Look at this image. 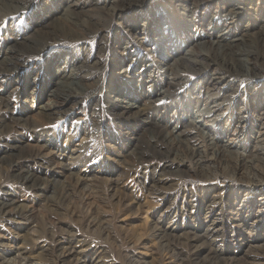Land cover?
<instances>
[{
    "label": "bare ground",
    "instance_id": "obj_1",
    "mask_svg": "<svg viewBox=\"0 0 264 264\" xmlns=\"http://www.w3.org/2000/svg\"><path fill=\"white\" fill-rule=\"evenodd\" d=\"M257 1L264 5V0H92L88 5H84L81 0H50L44 3L45 7L43 6L37 14V27L34 33H31L35 35L36 32L38 39L17 34L19 37L14 39V44H0V77L18 74L22 70L24 62L21 55L28 52L37 56L49 54L47 61L43 63L48 77L40 84L37 96L34 93L38 89L35 79L27 85L30 88L27 94L33 100H46L39 106L38 113L41 118L44 116L53 120L55 115L75 109L71 106L81 104V98L96 99L100 96L95 93L99 86L104 85L99 75L105 72V67H98L100 61L94 62L93 65L80 62L70 51L54 49L52 46H46L45 42L51 40V37H56L59 41L85 39L86 43L89 40L86 38L96 39L102 35L101 41L109 47L106 56L112 58L113 63L118 57L125 59V62L109 64L110 78L105 95L108 105L119 109L116 118L127 129L123 135H127L128 148L134 147L130 144L132 140H136L134 145L137 147L139 143L136 142L139 141V136L141 137V133L136 131L138 126L135 124V127H132L133 123H148L146 119L151 114L150 110H153L151 107L160 100L170 99L171 102H168L165 109L174 110L167 116L164 125L157 121L158 119H154L151 125L153 129L161 127L158 132H161L162 136L157 135L158 138H155V134L147 143L156 154L158 152L169 156L170 152L173 153V159L169 161V165L163 166V170L174 164H178L177 168L185 164L184 160L179 158L183 155L179 144L200 132L209 152H205L202 144L193 145L190 150L197 166L203 172L210 170L217 179L231 182L227 195L231 204L229 211L218 214L217 204L220 202L217 203V198L213 199L208 205L210 208L206 209L210 214L201 219V230L193 229L187 232L191 235L190 239L195 247L193 257H199L206 249L212 255L210 264H219L222 261L224 263V251L219 250L216 244L221 231L227 228L248 230L245 234L250 235V238L244 237V231L239 233L243 237L239 249H264V7L261 6L262 13L257 24H250V28L237 31L241 26L239 22L244 19V6ZM50 4L57 7L54 13L56 15L50 13L43 16V12L49 13L51 10ZM25 5H29L27 0H0V7L5 11H20ZM94 9H99L96 18L91 14ZM226 9L229 11L227 16L223 15ZM213 10L214 19L206 26L208 14ZM41 19H47L44 25L42 21L39 22ZM183 22L188 24L182 26ZM221 24L223 29H220ZM191 29L194 32L186 37V32ZM106 34H110L109 38L105 37ZM157 48L160 53L158 59L152 57ZM38 64L35 62L34 66H31L32 69L40 68ZM139 66L142 68L136 71ZM100 70L102 72L98 74ZM185 71L199 75L200 78L206 77L205 72L211 71V81L207 84L200 82L193 87L190 80L183 78V81H180V73ZM29 75L25 74L23 78L33 76ZM94 76L97 78L90 81ZM177 82L182 83V88H185L180 96L171 88ZM237 82L244 84L231 89V85L235 86ZM109 92L115 94L110 95ZM44 120L43 118L39 121ZM242 131L246 133L245 138L240 137ZM252 133L257 135L253 136ZM223 136H227V139L220 144ZM45 141L44 146L41 145L42 148H50V140ZM107 141L116 142L113 137H108ZM16 147L17 145H14L9 148ZM58 151L60 160L65 157V152H71L67 162H57L55 166L60 168L64 175L72 174L75 160L79 157L73 155L76 150H68L67 146L62 152L60 149ZM11 154L13 153H10V150L1 153L0 165L8 163ZM86 168L77 170L75 174L80 180L90 181L92 179L87 176ZM228 170L231 173H228ZM47 180L46 177L42 178L36 174L23 173L17 178L22 186L30 189H38L48 184L50 181ZM219 189L218 187L217 190ZM8 196L9 198L0 201V213L3 215H10V212L22 207L18 203L20 200H16L12 193ZM223 218L226 222L218 223ZM168 229L166 230L174 231L175 227L169 223ZM98 253L85 264H107L102 253ZM10 254L0 255V261L12 262V257L7 258ZM29 254L30 256L23 259V264H39L31 263L29 258L32 253ZM77 254L80 253L70 251L64 253V257L71 258ZM180 258V262L187 259ZM77 262L81 261L77 258ZM82 262L87 261L84 259Z\"/></svg>",
    "mask_w": 264,
    "mask_h": 264
},
{
    "label": "rangeland",
    "instance_id": "obj_2",
    "mask_svg": "<svg viewBox=\"0 0 264 264\" xmlns=\"http://www.w3.org/2000/svg\"><path fill=\"white\" fill-rule=\"evenodd\" d=\"M28 1L30 0H27L29 5H25L20 11H5L0 7V44L4 46L8 43L14 44V39L23 34L30 36L31 39H38L36 32L35 35L31 33H34L37 27L35 23L39 17L37 14L45 7L44 3L50 0ZM90 1L92 0H81L84 5H88ZM261 6L264 7L262 2L258 1L244 6L242 13L245 15L239 22L241 26L238 32L250 28V24L258 23L262 13ZM50 9L49 13L45 11L42 15L50 13L56 15L54 13L57 7L51 6ZM214 10L208 14L206 26L214 19ZM228 12L226 9L223 15L227 16ZM98 13L99 9L91 12L94 18ZM41 21L42 19L39 22ZM46 21L47 19L42 21L43 25ZM187 24L181 23L182 26ZM220 29H223L222 24ZM193 32V29L188 30L186 37ZM109 36L110 34H106L105 37ZM101 37L102 35L96 39L86 38L89 39L88 43L84 42L85 39L59 41L56 37H51L49 38L51 40L45 42L46 46H52L54 49L70 51L80 62L93 65L94 62L100 61L98 67H105V72L99 75L104 85L99 86L95 93L96 96H100L96 99L84 98V101L81 98V104L71 106L75 109L55 115L53 120L44 116L41 118L38 113L39 106L46 100L34 101L27 94L30 91L29 84L35 79L38 89L34 93L37 96L40 84L48 77L43 63L47 61L49 54L37 56L28 52L21 55L24 62L22 70L18 74L0 77V154L5 150L13 153L8 163L0 165V201L9 198L8 194L12 193L22 205L21 209L15 211L17 213L14 211L10 212V215L0 213L2 244L0 255L12 252L7 258L14 259L12 262L0 263L23 264L25 258L30 256L29 253H32L29 258L31 263L85 264L94 259L100 251L107 264H210L212 255L206 249L199 257H193L195 247L192 245L191 235L187 232L202 228L199 227L201 219L210 214L206 209L210 208L208 205L213 199L217 198V203L220 202L217 204L218 214L229 211L231 204L227 195L231 182L215 178L210 170L204 169L203 174L204 172L197 166L191 152L193 145L202 144L205 152H209L204 136L200 132L179 144L183 153L179 158L183 159L185 164L179 168L178 164H174L163 170V166L169 165V161L173 159V153L170 152L168 157L158 152L156 154L147 143L155 134V138L162 136V133L158 132L162 128L153 129L151 125L154 119H158L157 121L164 125L167 116L174 110L165 109L168 102H171L170 99L160 100L151 107L153 110H150L151 114L146 119L148 123H133L132 127H135V124L138 126L136 131L141 133V137L137 135L140 141L136 142L139 143L137 147L134 145L136 140L130 142L135 149L128 148L127 135H123L127 129L116 118L119 109L108 105L105 95L110 78L109 64L111 65L113 61L106 56L109 47L101 41ZM154 46L155 44L152 45ZM158 50L159 48L152 57L158 59L160 54ZM118 61L125 62V59L118 57L113 64ZM35 62L39 63L40 68L32 69L31 66ZM140 68L142 66L136 71ZM100 72L102 71L100 70L98 74ZM25 74L33 76L23 78ZM205 74L206 77L200 78L199 75L185 71L180 73L182 75L180 81H183V78L190 80L193 87L200 82L207 84L211 81L212 74L211 71ZM96 76L89 80H95ZM242 84L244 83L237 82L236 87L231 85V89ZM171 88L178 96L185 90L182 83L178 82ZM35 118L45 120L41 122ZM255 135L257 134L254 133L253 136ZM243 136L245 138L246 133L242 131L240 137ZM108 137H113L116 142H108ZM226 137L223 136L219 143L223 144ZM48 139L52 145L48 149L42 148ZM14 145H17L16 149L9 148ZM67 146L68 150H76L73 155L79 156L72 169L74 172L70 175L62 174V170L55 166L57 162L65 163L69 160L71 153L69 151L65 152V157L61 160L57 156L58 150L62 152ZM82 168L87 169V176L92 180L83 181L76 176L77 170ZM21 173L46 177L50 182L38 189H30L17 181ZM223 221L226 222L225 218L218 223ZM169 223L175 227L174 231H167ZM242 231L245 234L248 230L230 227L221 231L216 246L224 251L222 255L225 260L224 263L223 261L220 263L264 264V249L250 250L248 247L239 249L243 240L239 233ZM249 236L245 234L244 237L250 238ZM70 251L80 254L65 258L64 253ZM180 257L187 259L180 262L178 261ZM77 258L81 262H77ZM84 259L87 262H82ZM211 262L216 263L212 260Z\"/></svg>",
    "mask_w": 264,
    "mask_h": 264
}]
</instances>
